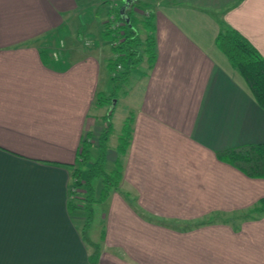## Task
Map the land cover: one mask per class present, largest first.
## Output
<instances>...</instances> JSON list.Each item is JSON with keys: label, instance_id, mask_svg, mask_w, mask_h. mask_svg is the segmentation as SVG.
I'll list each match as a JSON object with an SVG mask.
<instances>
[{"label": "crops", "instance_id": "crops-1", "mask_svg": "<svg viewBox=\"0 0 264 264\" xmlns=\"http://www.w3.org/2000/svg\"><path fill=\"white\" fill-rule=\"evenodd\" d=\"M116 9L135 13L140 53L148 18L154 57L111 82L121 93L100 107L111 94L106 0H0V264H264V179L216 157L264 144V110L215 44L230 27L264 57V0ZM107 114L104 167L119 163L121 178L92 205L90 246L86 214L67 200L81 142L91 134L95 149Z\"/></svg>", "mask_w": 264, "mask_h": 264}, {"label": "trees", "instance_id": "trees-1", "mask_svg": "<svg viewBox=\"0 0 264 264\" xmlns=\"http://www.w3.org/2000/svg\"><path fill=\"white\" fill-rule=\"evenodd\" d=\"M106 3H108V0H106ZM134 14L129 9L126 13V19L119 18L122 24L117 32L111 31L108 25L106 27V37L110 38L111 41L116 40L118 37L120 38L117 45H111L113 56L107 63L111 82H122L127 77L129 71L139 65L144 54L148 62L153 60L154 47L150 22L148 18H144L145 22L143 24L148 34L145 39L143 54L137 50L140 40L135 31L138 19ZM215 44L243 79L255 103L264 110V57L243 36L230 27H224L218 31L215 36ZM114 98L115 95L112 93L108 96L99 94L96 104L100 107L110 105ZM103 122V129L96 139L95 159L90 161L91 150L94 147L92 142L87 140L86 136L81 142L75 166L71 171L72 189L80 187L83 191V197L80 199L82 204H79L75 200L76 196L73 190H70L71 198L67 200L68 210L81 208L85 212L86 217L84 224L80 228V232L84 242L90 246L92 244L87 239L86 229L91 221L92 205L97 200L105 199L110 191L116 189L121 178L119 163L116 162L112 171H106L104 167L107 139L112 132L110 114L103 116ZM130 131L129 120H126L117 138L116 151L118 153H123L128 146ZM216 157L229 163L249 178L264 179V144L244 145L228 149L218 152ZM97 178L101 181L98 198L95 197L92 186V181ZM254 212H264V197L258 200ZM94 254L95 252L91 253L90 258Z\"/></svg>", "mask_w": 264, "mask_h": 264}, {"label": "rangeland", "instance_id": "rangeland-1", "mask_svg": "<svg viewBox=\"0 0 264 264\" xmlns=\"http://www.w3.org/2000/svg\"><path fill=\"white\" fill-rule=\"evenodd\" d=\"M102 11H103V9H102ZM111 81H110V83H109V90H111V93L112 94H114L116 97H119V95H120V93H121V90H119L118 89V91L117 90H114L112 87H111ZM102 93V92H101ZM100 93V94H101ZM106 93H107V91H106ZM106 93H104V91H103V94L104 95H106ZM116 102V101H115ZM114 102V106H115V103ZM112 105V102H111V104H110V106ZM120 104H118L117 105V108H116V110H115V112H114V117H116V115H118V113H119V108H120ZM116 114V115H115ZM116 118H118V117H116ZM113 126L114 125H116L117 126V120L115 119V120H113ZM103 126H104V124H103ZM119 131V130H118ZM117 131V132H118ZM93 138H92V135L90 134V135H87V140L89 141V142H91V141H93L92 140ZM90 156H91V159H90V161H92V160H94L95 159V157H96V150L93 148L92 150H91V154H90ZM84 170V169H83ZM112 171V170H111ZM92 186H93V189H94V192H95V194L97 195V193H99L100 192V189H101V181H100V179H94L93 181H92ZM80 188V187H79ZM77 188H73V193L74 194H79L78 193V191L76 190ZM75 200L76 201H78L79 202V204H82V202L80 201V199H78L77 197L75 198ZM93 223H95L94 221H93ZM92 234V232L90 231V232H88V235L90 236Z\"/></svg>", "mask_w": 264, "mask_h": 264}, {"label": "built area", "instance_id": "built-area-1", "mask_svg": "<svg viewBox=\"0 0 264 264\" xmlns=\"http://www.w3.org/2000/svg\"><path fill=\"white\" fill-rule=\"evenodd\" d=\"M108 15H107V24L111 31L117 32L119 30V27L122 24V21L118 17L117 13V0H108ZM119 37L116 38V40L113 41V45H117L119 42ZM119 68V66H117Z\"/></svg>", "mask_w": 264, "mask_h": 264}, {"label": "water", "instance_id": "water-1", "mask_svg": "<svg viewBox=\"0 0 264 264\" xmlns=\"http://www.w3.org/2000/svg\"><path fill=\"white\" fill-rule=\"evenodd\" d=\"M122 8H124V7H122ZM120 12H121V11H120ZM120 12H119L120 18H121V19H126V17L123 15V13H122V12L120 13ZM112 104H113V102H112Z\"/></svg>", "mask_w": 264, "mask_h": 264}]
</instances>
